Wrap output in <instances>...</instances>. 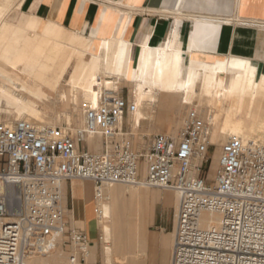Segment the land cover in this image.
<instances>
[{
  "label": "bare ground",
  "instance_id": "1",
  "mask_svg": "<svg viewBox=\"0 0 264 264\" xmlns=\"http://www.w3.org/2000/svg\"><path fill=\"white\" fill-rule=\"evenodd\" d=\"M25 1L0 0V114L51 127L56 125L52 121L56 114L55 118L63 119L61 128L72 130L81 124L87 107L98 105L104 90L120 92L127 84L132 101L131 127L149 118L147 111L157 108L161 101L162 106L173 108L178 99L179 112L194 105L206 110L211 140L219 147L227 138L257 139L264 132V23H234L204 14L193 18L191 30L182 32L178 29L181 17L176 16L175 28L162 44H152L148 37L135 47L120 35L97 43L100 29L93 24L92 12L83 29L72 31L50 21L44 23L39 15L28 18L20 13ZM65 102L71 104V111L58 110ZM123 122L124 117L120 127ZM179 125L174 127L176 134H180ZM88 142L100 151L98 141ZM219 147L211 167L213 174ZM121 185L105 188L100 215L89 219L97 220L102 229L106 264L124 261L123 253L141 247L145 240L147 208L136 202L137 198L128 202L127 193L135 195L137 190ZM179 207L177 193L176 212ZM64 208L67 211L66 205ZM201 218L207 227L217 222L218 215L203 212ZM139 219L143 224L137 223ZM96 248L92 247L94 252ZM51 250L43 254L45 257L28 255L18 264H50V260L61 264L57 257L48 259Z\"/></svg>",
  "mask_w": 264,
  "mask_h": 264
},
{
  "label": "built area",
  "instance_id": "2",
  "mask_svg": "<svg viewBox=\"0 0 264 264\" xmlns=\"http://www.w3.org/2000/svg\"><path fill=\"white\" fill-rule=\"evenodd\" d=\"M127 109L121 93L107 89L73 131L0 121V264L46 254L52 236L64 233L74 249L70 263H86L93 242L85 230L68 228L63 205V183L73 180L92 181L96 219L113 184L178 193L171 264H264V142L229 138L210 179L214 144L197 112L180 137L157 132L137 149L123 139ZM91 136L102 139L101 151L90 150ZM203 212L216 213L217 222L205 227Z\"/></svg>",
  "mask_w": 264,
  "mask_h": 264
},
{
  "label": "crops",
  "instance_id": "3",
  "mask_svg": "<svg viewBox=\"0 0 264 264\" xmlns=\"http://www.w3.org/2000/svg\"><path fill=\"white\" fill-rule=\"evenodd\" d=\"M26 6L29 11L25 12L21 8L20 13L28 18L36 14L41 16L44 23L50 21L72 31L83 29L88 14L92 12L94 15L93 24L100 29L99 36L96 38L97 43L105 38L120 35L128 39L135 47L148 37H151L150 42L152 44H162L174 30L176 16L181 17L182 22L180 24L182 26L179 25L178 29L180 28L179 30L182 32L191 30L193 18L202 17L204 14L205 16L208 15L207 18L219 19L223 17V19L227 18L234 23L238 21L264 23V0H29ZM44 7L45 11L42 13L41 10ZM262 71L264 73V64ZM82 182L83 190H80ZM93 190V185L85 180L67 182L65 188L68 215L70 214L71 219L76 224L85 228L88 234L92 222L89 219L94 216ZM171 197L170 193L151 189L138 191L135 195L127 193L126 200L128 202H135L136 199L133 198H137L136 202L139 200L138 203H143L147 208L144 224L142 219L137 221L138 224H143L145 232V240L141 244V247H144V258L141 262L131 259V262L135 263L130 264H150V259L146 263L149 247L153 248L151 253L155 262L171 264L174 243L169 250L167 243H165L168 235L158 239L155 235L150 234L147 229L152 210L151 200L161 199L163 205L168 206ZM175 197L177 200V193ZM176 220L177 217L175 216V223ZM173 235L175 236V231L172 233ZM163 241L164 245H162ZM95 245L97 247V243H95L91 248ZM128 249L134 251L137 248ZM95 253H97V248Z\"/></svg>",
  "mask_w": 264,
  "mask_h": 264
},
{
  "label": "rangeland",
  "instance_id": "4",
  "mask_svg": "<svg viewBox=\"0 0 264 264\" xmlns=\"http://www.w3.org/2000/svg\"><path fill=\"white\" fill-rule=\"evenodd\" d=\"M27 1H29V0H26V2L22 6V10L25 12L29 11L28 7L26 6ZM120 93H121V96L124 97L128 103V109H127L126 115L124 117V122H123L124 124H122V127H124V131L128 132V134L123 135V139L131 141L133 146L137 149L145 148L149 143L150 137L157 132H167V133H170L176 137L180 136L183 129H184L186 120L192 111H194V112L198 111L199 115L201 114L200 116L203 119H205L206 121H209L206 110L202 107H196L194 105V106L186 107L187 109L184 108L183 111L179 112V108L181 107V105H180V101L178 99H176L173 108L162 106L163 103L161 101L160 105L157 108L147 111L151 115L149 114V116H147L149 118L143 119L141 121V124L139 125L140 127L139 126L131 127L128 124L129 113H130L129 110L132 106L130 86L127 84H123L121 89H120ZM195 104H198V102L197 103L195 102ZM63 105H60V106H63ZM60 106L58 107L59 108L58 110H60V111L62 109H65V111H71V104H69L67 102H65V105L63 106L64 108L61 107V109H60ZM62 111H64V110H62ZM82 115L84 117L82 116L83 120H81V124L75 126L74 128L77 129V128L83 126V124H84L83 122L85 121V112H83ZM55 117H56V114H55ZM55 117L52 120L53 123H56L55 127L61 128V126L64 124L63 119L62 118H55ZM47 119L49 120V118H47ZM56 119H57V121L54 122ZM0 120L13 121L14 119L9 114H0ZM179 122H180V125H179ZM207 123L210 124V121ZM176 125H179V127H180V131H179L180 134L179 133L176 134L173 131L174 127ZM74 128L72 129V131L76 130ZM211 131H212V129H211ZM228 139L229 138H227L226 141H224V144L227 142ZM257 139L264 141V132L260 135V137H257ZM88 140L98 141L100 144V151L102 150V144L103 143H102L101 138L96 137V136H91V137H89ZM212 142L214 145L209 152L210 163L208 165V170H206V172L208 171V173H209L210 179H212L214 177V174H213L214 171H212L211 167L214 165V156H215L216 150L219 147L217 145L216 141H214L213 139H212ZM88 145H89L90 150L99 152L98 150L91 148L92 143L88 142ZM222 147L223 146L219 147L220 148L219 155H220V152L222 150ZM218 158H219V156L217 157V160L215 161V169L218 167ZM75 181H82V180H73V182H75ZM86 181L90 182L91 185H93L92 181H90V180H86ZM66 183L67 182L63 183V205H66V193H65ZM118 185H120V184H118ZM123 185L125 188L127 187V189H130L131 191L137 190V192H138V191H142V190H146V189H151L154 191L170 193L172 195L171 201L168 203V206L163 205V203L161 202V199H159L157 201L151 200V202H150L151 207H152L151 208L152 209L151 210V217L147 223V226H148L147 229L149 230V233L152 235H155L158 239L163 238L164 236L168 235V238H167V240H165V243H167V246L169 247V250H170L171 245H173V243H174V235L172 236V233H174V231H175V216H176V197L175 196H176V192L173 190H165V189H159V188H136V186L134 187L131 185H126V184H122L121 186H123ZM107 191H108V189H107ZM93 192L94 191H92V193ZM93 215L96 216V206L95 205H94ZM75 218L78 219L77 216H75ZM66 220L69 223L68 228H80V229L86 231L85 228L76 224L74 222V220L71 219L70 214L68 215L67 211H66ZM96 221L97 220H94L90 223V227L91 228L93 227L94 231L92 232L90 230L89 236H90V239L93 242V244L97 243V253H95L93 251V249L90 248L91 252L86 259V263H82V264H106L104 261L105 257H104V252H103L105 243L102 245V243H101L102 240L100 239V236L102 235V229L100 226L98 227V223ZM86 224H87V221H86ZM52 237H54V240L51 243V249H52L51 251L53 253L51 252V256L48 259L50 260L54 256V257H57L60 260H62L61 264H65V263L71 264L69 257L71 255V253L74 252V249L71 246V244L68 242V239H69L68 235L66 233L58 234V235L54 234ZM53 243H56V244H53ZM162 245H164V241H163ZM172 248H173V246H172ZM143 249H144V247L143 248L139 247L134 251H130L129 249H127V251H125L123 253V258L125 260L124 261L123 260H121V261L116 260L115 264H117V263L120 264L121 262H122L121 264L135 263V262H131V259L138 261V262H141L144 258L143 257ZM148 251H149V255H148V258L146 259V263L150 259V261H151L150 264H160L159 262L157 263V262H155V260H153L154 258L152 257V253H151L153 251V248L149 247ZM41 256L45 257L46 255L42 254ZM49 263L52 264V261L50 260ZM37 264H44V263H37Z\"/></svg>",
  "mask_w": 264,
  "mask_h": 264
}]
</instances>
